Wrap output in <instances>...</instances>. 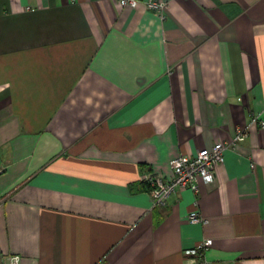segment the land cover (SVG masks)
<instances>
[{
	"label": "crops",
	"instance_id": "0c3cea01",
	"mask_svg": "<svg viewBox=\"0 0 264 264\" xmlns=\"http://www.w3.org/2000/svg\"><path fill=\"white\" fill-rule=\"evenodd\" d=\"M158 1L0 0V264H264V0ZM238 128L153 207L146 174Z\"/></svg>",
	"mask_w": 264,
	"mask_h": 264
},
{
	"label": "built area",
	"instance_id": "2783aa9c",
	"mask_svg": "<svg viewBox=\"0 0 264 264\" xmlns=\"http://www.w3.org/2000/svg\"><path fill=\"white\" fill-rule=\"evenodd\" d=\"M119 7L135 9L143 4L148 10L164 20L166 18L167 3L158 0H112ZM260 127H264V121L258 120ZM246 128H238L234 137L228 142H216L211 148L200 149L194 155H179L170 160L172 176L169 179L154 173L146 174L144 181L148 185L149 194L152 197L153 207L166 205L169 195L190 189L194 193L198 191L197 181L201 180L205 185H210L215 180V167L224 160V151L235 147L247 137ZM4 164H0V173ZM187 220L191 224H205L206 220L195 209L187 214ZM211 245V240L206 239L197 243L194 248L186 251L188 255L200 257L201 254ZM8 264H20L19 255H9Z\"/></svg>",
	"mask_w": 264,
	"mask_h": 264
}]
</instances>
